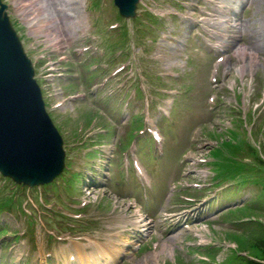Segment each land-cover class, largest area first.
I'll use <instances>...</instances> for the list:
<instances>
[{
  "label": "rangeland",
  "instance_id": "obj_1",
  "mask_svg": "<svg viewBox=\"0 0 264 264\" xmlns=\"http://www.w3.org/2000/svg\"><path fill=\"white\" fill-rule=\"evenodd\" d=\"M2 1L9 6L8 14L26 54L34 64L38 62L37 74L44 67L43 63L40 65L43 58L63 60L61 77L52 81L55 86L51 85V76L47 78L50 83L43 82V85L47 84L44 94L50 101L49 114L64 140L67 166L72 170L91 164L94 158L86 159V155L94 143L103 146L101 155L110 158L112 163L106 177L110 182L104 187L106 198L101 203L93 202L84 211L72 213L81 215L80 219L50 214L52 224L46 223V218L40 222L42 203L37 199L68 203L79 196L80 203L84 196L79 195L77 184H73L80 178L73 177L64 189L53 186L54 191L50 193L46 191L49 189L42 188H14L8 179L0 176V221L7 229L3 233L4 228L0 227L3 256L0 264H67V253L75 250L66 248V244L75 238H82L79 243H86L92 237L106 251L115 250L113 238L117 236L118 225L128 221V213L125 217L120 211L113 213L114 194L122 198L140 197L154 219L150 224L154 228L151 240L124 252L127 256L119 264H164V261L203 264L198 260L206 257L201 253H210L208 248L220 250L212 253L214 264H226L224 261L234 249L242 250L240 240H250L259 234L260 230L249 223L256 219L264 224V202L259 198L264 186V168L254 166L253 158L246 155L243 164L247 163V167L237 174L239 167L229 168L224 161L227 153L221 150L225 143L218 153H212L221 161L215 171L210 150L222 139L228 141L230 135L240 141L248 137L247 143L254 140L264 148V0H252L240 16L239 25L227 31L219 29L218 21L227 16L216 21L218 10L211 13L214 21L194 26L177 17L173 22L171 19L159 22L144 7L165 13L173 8L174 0H144L138 16L129 21L118 18L113 0ZM176 12L185 10L176 7ZM114 24L120 26L111 30ZM218 32L231 37L224 43L228 47L223 54L216 52L210 43L216 42ZM242 49L253 50L254 62L247 56L241 59ZM219 56L225 58V63L215 86L210 84V76ZM122 64L127 65L126 71L109 80ZM104 80L109 83L102 88ZM135 90L137 97L131 98V104L127 105ZM61 94L81 97L55 109L57 102H63ZM211 98L215 100L213 104ZM236 101L241 109L234 114L230 108H238ZM148 108L151 124H146ZM250 111L255 113V123L245 126L242 120ZM144 120V130L156 124L162 130L166 138L163 157L160 147L146 137L138 140L137 147L127 146L130 130L140 122L144 124ZM233 129L240 134L232 132ZM100 134L104 136L98 138ZM118 139L121 146L117 145ZM84 141V145L80 143ZM133 151L138 152L153 179L149 176L151 188L147 194L131 165L126 166V157ZM203 160L207 163L201 164ZM216 172L223 174V180L227 179L223 187L216 186ZM193 184L201 186L188 190ZM222 189L237 193L224 191L222 198ZM46 194L51 195L48 197L51 201ZM249 199L253 201L248 204ZM36 221L49 231H58L59 236L69 233L70 239L55 243ZM54 225L59 229L53 228ZM1 244H6L4 249ZM154 244L159 246L156 252ZM81 246L86 255L106 253L101 248L88 250Z\"/></svg>",
  "mask_w": 264,
  "mask_h": 264
},
{
  "label": "water",
  "instance_id": "obj_2",
  "mask_svg": "<svg viewBox=\"0 0 264 264\" xmlns=\"http://www.w3.org/2000/svg\"><path fill=\"white\" fill-rule=\"evenodd\" d=\"M114 1L123 18L136 16L140 0ZM6 9L0 0V173L34 187L62 172L64 153Z\"/></svg>",
  "mask_w": 264,
  "mask_h": 264
},
{
  "label": "trees",
  "instance_id": "obj_3",
  "mask_svg": "<svg viewBox=\"0 0 264 264\" xmlns=\"http://www.w3.org/2000/svg\"><path fill=\"white\" fill-rule=\"evenodd\" d=\"M249 153H251L254 156V158L258 160L256 158L254 149L250 148ZM258 163L260 166H264L263 161L258 160ZM259 198H260V202L263 204L264 186L261 187L260 189ZM252 201L253 200H250L249 203H251ZM249 224L255 225L260 230L259 234L253 235V237L250 240H243V241L240 240L239 244L241 245V249H242L241 252L249 251L250 252V253L248 252L249 256H251L254 259L250 260L247 259L246 257L238 256L236 253L235 254L232 253L227 259L226 264H264V225L258 221L250 222ZM231 239L235 240L234 237H231Z\"/></svg>",
  "mask_w": 264,
  "mask_h": 264
},
{
  "label": "bare ground",
  "instance_id": "obj_4",
  "mask_svg": "<svg viewBox=\"0 0 264 264\" xmlns=\"http://www.w3.org/2000/svg\"><path fill=\"white\" fill-rule=\"evenodd\" d=\"M47 9H48V6L46 7ZM253 50H243L242 49V51H241V54H240V56H241V59L243 60L246 56L247 57H249L250 58V61H251V63L252 62H254V60L256 59V57H255V55H253L251 52H252ZM96 263V262H95Z\"/></svg>",
  "mask_w": 264,
  "mask_h": 264
}]
</instances>
